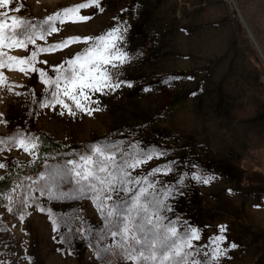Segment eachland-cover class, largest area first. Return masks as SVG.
Listing matches in <instances>:
<instances>
[{
  "label": "rangeland",
  "instance_id": "rangeland-1",
  "mask_svg": "<svg viewBox=\"0 0 264 264\" xmlns=\"http://www.w3.org/2000/svg\"><path fill=\"white\" fill-rule=\"evenodd\" d=\"M89 2L11 0L0 8L34 25L32 43L21 35L24 45L0 46L8 65L0 67V264H136L121 259L127 244L111 232L122 229L140 189L148 193L140 203L162 218L152 215L156 231L174 226L177 242L190 244L188 264H264V0H99L78 13L86 21L45 23ZM53 25L58 32H49ZM117 30L121 38L101 54L111 58L102 71L119 87L84 89L87 99L77 89L91 114L61 91L69 114L53 99L55 84L43 81ZM74 37L79 42L39 51ZM175 93L184 97L154 124ZM46 135L54 146L42 145ZM95 146L117 164L136 165L125 171L140 183L128 184L122 199H97L76 175L96 171L85 162L103 159ZM117 206L119 217H107ZM142 215L133 213L134 224ZM130 235L143 233L133 227Z\"/></svg>",
  "mask_w": 264,
  "mask_h": 264
},
{
  "label": "snow or ice",
  "instance_id": "snow-or-ice-1",
  "mask_svg": "<svg viewBox=\"0 0 264 264\" xmlns=\"http://www.w3.org/2000/svg\"><path fill=\"white\" fill-rule=\"evenodd\" d=\"M11 0H0V8H5ZM99 0H90L89 3H82L76 6H72L66 9H63L62 12H58L49 16L45 23H50L53 21H59L60 23L66 22H83L89 19L87 16L78 15L81 9H86L92 6H98ZM19 11V8L14 9ZM0 18L11 19L12 24L9 26L4 19H0V46L3 45L4 40H10L11 45L15 46L17 44L24 45L25 41L19 39L21 35L25 36L28 43H32V36L28 34V30L33 28L34 25L30 24L28 21L21 20L18 17H9L7 12H0ZM9 29V32L6 34L5 29ZM50 33L58 32V29L53 25L49 28ZM117 32L108 33L106 37L97 38V43L95 47L86 50L82 55H77V57L69 62V68L61 73L56 80H44L46 84H55L56 91L52 93L53 99L55 102L65 109L68 110V113L74 115L75 113L69 107L68 104L64 103L62 99L59 98V93L62 91L63 95L68 97L73 101L75 107L80 111H88L91 114V109H87L85 105L77 99V89H79V95L87 99V94L84 89H89L93 92H103L105 89H114L119 87V84L113 85L111 83V77L109 76L106 70L102 71V64L107 65L111 63V58L107 55H102L101 53H107L110 50V45H113L115 39L121 37L118 36ZM91 38H85V41ZM80 38H68L66 41L62 42L59 45H54L51 49H39L40 52L53 51L56 49L64 48L69 46L71 43L79 42ZM2 55V54H0ZM36 53L32 54V58H35ZM118 59L123 61L126 59L123 53H119ZM9 60H15V57H9ZM22 63L24 61H21ZM31 63L32 61H27ZM102 62V63H101ZM47 63V61H43ZM0 67H8L7 64L0 60ZM60 69H63V65L59 66ZM23 71V69H21ZM36 71V69H33ZM93 73L99 74V79ZM40 75L43 77L46 74L41 72ZM2 79V77H0ZM61 79L64 81V87L61 89ZM49 106V105H45ZM63 114V113H62ZM2 143V141H0ZM23 145V142H21ZM34 146V145H33ZM27 150V149H26ZM94 151L97 155L103 156V159L93 161L91 157H86L85 162L89 165H95L96 171L88 169L83 172H77L76 175L84 181H89L88 188L89 190L96 193L97 199H101L103 195V200H111L112 193H115L117 199H122L120 196L121 193L127 194L131 191L127 185L128 184H139L140 181L134 180L130 173L125 171V166L135 167V164L129 165L127 161H122L120 164H117L114 156L104 155L105 148L100 146H95ZM151 156H148V159H151ZM142 161H137L141 163ZM0 167L4 165L0 164ZM114 167L117 170V173L121 175L118 177L116 173L110 172L109 168ZM98 173H104L105 175L101 176ZM97 182L101 186L97 188ZM205 183L208 180L204 181ZM119 184L120 187H116ZM146 189H140L139 193L133 192L131 196L132 206L127 209L128 215L124 218L122 223V229L118 228L117 231H112L111 235L113 237L120 235L122 239L125 240L127 246H121L123 248V254L121 255L122 260H134L136 264H156L158 261L159 264H188L187 257L190 253L183 251L185 247H190V244L185 239L182 243H178V233L174 226H164L161 231H156L158 225L153 224L152 215L157 216L158 222L162 219L159 217L158 212L149 214L148 206L146 204H141L140 201L142 197L147 195ZM101 200V203H103ZM143 213L141 220L142 223L134 224L133 213ZM120 215V206H117L115 213L112 210L107 212V217H112ZM110 223H112L110 221ZM145 225H151L150 229L153 231V236L149 239L147 232L145 231ZM113 227H118L116 224H113ZM133 227H135L139 232L143 233L142 236L130 235L132 233ZM225 229L221 228V231ZM191 237L198 239L197 233L195 230L191 231ZM218 239H223L219 237ZM131 241L128 243V241ZM139 247H136V246ZM235 247V245H233ZM108 251H111L109 249Z\"/></svg>",
  "mask_w": 264,
  "mask_h": 264
},
{
  "label": "trees",
  "instance_id": "trees-1",
  "mask_svg": "<svg viewBox=\"0 0 264 264\" xmlns=\"http://www.w3.org/2000/svg\"><path fill=\"white\" fill-rule=\"evenodd\" d=\"M183 97H184V93H175V94L171 95L169 100L167 102H165V104L162 106L160 113H158L155 116L154 124L162 123L164 121V116L166 113L165 111H167L168 106L180 101ZM42 143H43L42 145H44L45 147H48V146L52 147L55 145V142L53 141V139L50 138L48 135H46V136H44V138H42Z\"/></svg>",
  "mask_w": 264,
  "mask_h": 264
}]
</instances>
